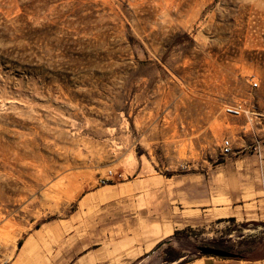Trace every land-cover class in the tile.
I'll return each instance as SVG.
<instances>
[{
  "label": "rangeland",
  "instance_id": "1",
  "mask_svg": "<svg viewBox=\"0 0 264 264\" xmlns=\"http://www.w3.org/2000/svg\"><path fill=\"white\" fill-rule=\"evenodd\" d=\"M239 101L261 116L247 144ZM257 141L256 192L192 207ZM200 247L264 260V0H0V264L214 257Z\"/></svg>",
  "mask_w": 264,
  "mask_h": 264
},
{
  "label": "crops",
  "instance_id": "2",
  "mask_svg": "<svg viewBox=\"0 0 264 264\" xmlns=\"http://www.w3.org/2000/svg\"><path fill=\"white\" fill-rule=\"evenodd\" d=\"M245 119L247 123L242 125V140L243 142H245V144H247L252 141L253 136H256V130L254 126H252L251 129H248V120H250V118L246 117ZM238 160H241L244 163L242 168L243 172H241V175L245 178L244 181L243 177L241 176V180L238 178V180L235 181V179L231 178L229 184H222V186H219L214 185L213 181L210 180V178L199 179L196 186L197 188L203 190L199 191L198 200L193 202L191 206H208L211 205L214 200H218L220 198H223L227 202L234 204L239 200H242L245 195H252L253 193H255L257 186L256 180H259V173L262 171V165L259 163L260 160L258 159V156L253 152H245L244 150L241 155H238L235 157V159H232V163H238ZM224 166L230 168V165L228 164ZM218 169L219 168L217 167V170ZM221 169H223V167H221ZM225 177L226 176H224V178ZM171 233L172 230L167 231V234ZM198 264H264V260L246 262L238 259L207 257L203 260H198Z\"/></svg>",
  "mask_w": 264,
  "mask_h": 264
},
{
  "label": "built area",
  "instance_id": "3",
  "mask_svg": "<svg viewBox=\"0 0 264 264\" xmlns=\"http://www.w3.org/2000/svg\"><path fill=\"white\" fill-rule=\"evenodd\" d=\"M258 85H259L258 82L253 83L254 87H258ZM224 113L228 116L237 117V118L242 116L249 117L256 115L249 109V106H247V104L244 101L234 102L233 104L225 105ZM256 116L261 117L260 115H256ZM220 150L224 156H229L232 153H234V147L231 138L224 137L220 145ZM253 153H255L260 159L262 158V151L259 141H257L253 147Z\"/></svg>",
  "mask_w": 264,
  "mask_h": 264
},
{
  "label": "water",
  "instance_id": "4",
  "mask_svg": "<svg viewBox=\"0 0 264 264\" xmlns=\"http://www.w3.org/2000/svg\"><path fill=\"white\" fill-rule=\"evenodd\" d=\"M199 251L201 255H204V256H214V257H219V258H224V259H236L238 257V255L235 253H231L228 251L219 250L215 248H209V247H200Z\"/></svg>",
  "mask_w": 264,
  "mask_h": 264
}]
</instances>
